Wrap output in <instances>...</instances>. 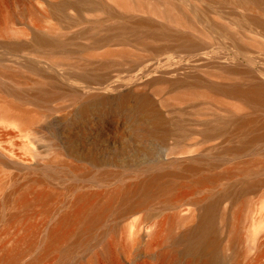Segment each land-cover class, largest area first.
<instances>
[{"label": "bare ground", "instance_id": "bare-ground-1", "mask_svg": "<svg viewBox=\"0 0 264 264\" xmlns=\"http://www.w3.org/2000/svg\"><path fill=\"white\" fill-rule=\"evenodd\" d=\"M69 2L51 5L53 14L65 23L68 20L64 30L77 24L69 14L75 3ZM233 2L264 10V0ZM86 7L95 15L89 28L70 35L49 28L39 37L38 45L47 48L41 54L52 64L72 66L75 72L73 78L64 80L51 76L50 88L36 87L37 101H52L61 95L83 97L85 114L91 108L115 107L124 125L132 123L129 130L119 128L137 141L160 145L189 123L187 112L176 107L194 104L196 113L210 115L205 121L206 137L229 139L230 144L223 148L225 154L240 155L255 142L264 144V72L259 75L241 67L237 58L223 61L211 55L217 37L199 26L187 5L179 0H90ZM101 11L105 18L99 16ZM251 20L264 33V21ZM221 31L227 29L222 27ZM241 35L244 52L264 57V38L257 33ZM166 92L170 95L165 96ZM45 115V111L22 113L31 126ZM179 153L182 156L172 160L171 170L155 171L108 193H80L74 209L50 229L43 254L61 249V243L72 235L77 244H87L111 214L129 218L138 211L170 209L168 221L156 222L155 238L167 244L161 248L160 264H238L241 247L246 243L245 247L252 248L262 236L260 229L244 236L243 229L252 221V196L264 187V158L220 171L209 167L208 173L200 174L199 152ZM90 160L96 163L98 159ZM240 172L244 177L233 180ZM186 174L192 177L193 190L178 194L177 177ZM199 192L202 196H192ZM52 197L47 193L33 199L45 203ZM24 204L31 205L32 200ZM150 226L148 221L145 229ZM34 244L32 241L27 248H16L8 263ZM71 246L63 249L68 255Z\"/></svg>", "mask_w": 264, "mask_h": 264}, {"label": "rangeland", "instance_id": "rangeland-1", "mask_svg": "<svg viewBox=\"0 0 264 264\" xmlns=\"http://www.w3.org/2000/svg\"><path fill=\"white\" fill-rule=\"evenodd\" d=\"M58 1L61 0H0V264H9L14 250L27 248L32 241L35 244L10 264H160L161 248L167 244L155 238L156 222L168 221L170 209L138 211L129 218L111 214L94 230L87 244H77L72 235L61 243V249L46 254L43 251L50 229L64 213L74 209L80 193H108L155 171L171 170L172 160L182 156L179 151L199 152L200 174L208 173L209 167L220 171L247 166L252 160L264 158V144L255 142L240 155L225 154L223 148L230 144L229 139L206 137L205 121L210 115L196 113L194 104L176 107L187 112L189 123L175 131L168 143L160 145L150 140L137 141L119 128L131 129L132 123L124 125L115 107L91 108L85 114L83 97L61 95L52 101H37L36 87L50 88L51 76L64 80L73 78L75 72L72 66L52 64L41 54L47 48L38 45L39 37L49 28L70 35L89 28L95 19L94 12L86 7L90 0H66L75 3L69 14L77 24L64 30L68 20L65 23L51 10ZM179 1L192 10L200 27L217 37L211 55L223 61L237 58L241 67L262 75L264 57L244 52L240 39L243 33H257L264 38L251 20L264 21L262 8H248L233 0ZM99 16L107 15L101 11ZM221 26L227 31H221ZM14 73L18 76L12 77ZM38 111H45L46 115L34 126L22 117L23 112ZM94 157L98 159L96 163L90 160ZM239 177L244 174L238 173L233 180ZM191 179L187 174L177 177L176 193H190ZM256 192L252 196V221L243 234L260 229L262 236L252 248L245 247L246 243L241 247L238 264H264V187ZM47 193L53 197L45 203L34 201ZM31 200V205L24 204ZM229 203L226 201L225 205ZM148 221L151 226L146 230ZM69 245L72 250L68 255L63 249Z\"/></svg>", "mask_w": 264, "mask_h": 264}]
</instances>
